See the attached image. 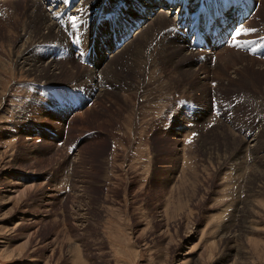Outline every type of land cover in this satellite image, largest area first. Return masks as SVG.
<instances>
[{"label":"rangeland","instance_id":"rangeland-1","mask_svg":"<svg viewBox=\"0 0 264 264\" xmlns=\"http://www.w3.org/2000/svg\"><path fill=\"white\" fill-rule=\"evenodd\" d=\"M91 1H81L87 11L78 14L71 0L61 17L77 23L93 17L103 24L99 37L102 27L117 25L127 45L110 50L105 36L95 39L96 54L84 66L57 60L61 49L55 59L37 53L49 43L39 44L42 12L60 13L58 3L0 0V264H264V58L245 55L246 81L223 69L233 82L211 97L186 74L185 61L170 55L174 65H162L157 48L143 46L141 61L124 62L122 54L148 21H124L132 0ZM214 1L208 0L210 13L202 7V23L218 10ZM162 4L146 9L165 10ZM256 4L247 25L264 29V0ZM71 27L75 34L85 31ZM60 36L55 29L51 42ZM179 36L162 31L156 40L173 55ZM75 42L80 48L86 39ZM35 44L32 70L17 67ZM260 44L264 57V39ZM193 53L195 67L202 66L205 58ZM48 85L67 99V90L85 97L94 88L92 104L77 113L62 98L54 108L45 102L42 86ZM99 93L107 95L97 104ZM214 103L220 104L216 112Z\"/></svg>","mask_w":264,"mask_h":264},{"label":"bare ground","instance_id":"bare-ground-1","mask_svg":"<svg viewBox=\"0 0 264 264\" xmlns=\"http://www.w3.org/2000/svg\"><path fill=\"white\" fill-rule=\"evenodd\" d=\"M107 3L110 0H105ZM205 0H202V2H204ZM34 2V1H33ZM95 1H91V4H93ZM160 2V0H132V2L130 4L127 5V7H125V13L123 14V16L126 18H124L125 22H128L127 19H133V17H135V22L138 23H143L144 20L148 21V25H144L143 27H141V29L138 30V33L140 32H144V34H142L141 37H139L137 39V41H132L130 42V49L127 50V52H124V62L128 63V61H131L132 64L134 62L133 59H135V63L137 64L139 61H141V52L139 48H142L143 46H149L150 48H152V51L155 50V48H157V54L155 55V57H157L160 61L161 64L164 66H168L171 63V59L172 60H182L185 61L184 63L186 64V67H188L185 72L186 74L191 75L196 82L199 80V84L200 85H205L208 89L207 93L208 95H210L211 97H217L219 96L221 93H223V90L225 89H229V87L231 86V83L233 82L232 79L233 78H228L226 76H224L222 74L223 69H230V71H234L233 73L234 77H236V75L238 76V73L240 72L241 77H237L240 78L241 81H246L245 79V71L248 70V67L246 68V63H245V58L247 56H245V53H243L244 51H234L232 49H230L231 47V41L228 40L227 41V37L228 36H232L231 32V27L232 25L230 24L228 26V30L226 31H222V30H211L212 32V36L208 37V42H207V48L209 50H202V53L197 52L200 54V56L205 58V63L202 66H197L195 67L196 63H195V59L197 54L193 53L194 51L189 52L188 50H191V47H189V44H186L185 41H183L186 38V41L189 43V38L186 35L187 33L184 34V36H179L178 38V43L175 44L174 49L175 52H178V54H168L167 51L163 50L162 48H165L163 45H160L157 43V38L159 37V33L162 31H165L167 33L171 32L172 33V29H175L179 26H186L190 29H194L195 25H190L189 22V8L186 7V3L185 1H180V12L176 13V12H172V11H168L166 12L165 10L160 9L159 11H156L155 9H152V11L148 12L146 9V5H150L153 7L152 8H159L158 3ZM176 3V0H167L165 1V3ZM193 2V3H192ZM41 3V2H40ZM57 3V2H55ZM192 4H195V1H191ZM105 4V3H104ZM109 4V3H108ZM32 5V4H30ZM29 5V6H30ZM105 6V5H104ZM107 6V5H106ZM165 7L168 6V4L164 5ZM200 6V4H199ZM223 6V5H221ZM97 7V5H96ZM196 8H198V5H195ZM201 7V6H200ZM98 8H103V6H99ZM96 8V9H98ZM222 8V7H220ZM220 8H218V10L215 12V14H221L220 13ZM105 9V8H104ZM191 9V8H190ZM195 9V8H194ZM30 10V9H29ZM41 10V9H40ZM66 10V9H65ZM102 11V10H101ZM101 11L99 12V15L101 13ZM65 12V11H64ZM64 12H52L51 11V15H53V18L55 20H53L52 16L50 15V11L48 12H42V18L45 21V33L42 35V37L40 38L41 41L39 42V44H43L45 42H51L52 40V33L53 31L59 30V34L61 35L60 37H57V39L64 37L63 35V30L61 29L63 25H66V21H69V19L64 18L63 16L61 17V14H64ZM103 12V11H102ZM35 14V13H34ZM88 14V13H87ZM37 15V13H36ZM226 15H229V17L234 20L235 19V23L234 24H238V21L242 18L241 15H244V12L241 11V9H236L234 8L233 10H231L229 13H227ZM33 16V15H32ZM40 16V15H39ZM27 17V16H26ZM34 17V16H33ZM228 17V16H227ZM235 17V18H234ZM234 18V19H233ZM122 19V18H121ZM76 20V19H75ZM123 20V19H122ZM39 21V20H38ZM43 22V21H42ZM197 22V21H196ZM209 24V23H208ZM36 27V26H35ZM60 27V28H59ZM62 30V31H61ZM67 32V31H65ZM197 32L199 33L200 30L197 29ZM24 36V35H23ZM137 36V35H136ZM55 37V36H54ZM51 38V39H50ZM162 40V39H161ZM164 41V40H163ZM26 42V41H25ZM239 42L241 43V41L239 40ZM24 44V43H23ZM242 44V43H241ZM25 45V44H24ZM36 45V44H35ZM33 45L30 46L29 49L24 50L25 53H23V55L21 57H18L19 59L15 62L16 66L19 67V65L24 66H30L31 68V64H30V57L29 55H32L35 52V48L38 45ZM127 45V44H126ZM125 45V46H126ZM165 45V44H164ZM186 45V46H185ZM23 46V45H22ZM124 46V47H125ZM135 46V47H132ZM124 47H122L121 49L124 50ZM225 47V48H224ZM33 49V50H31ZM28 51L29 54H27ZM151 51V50H150ZM137 52L139 53V55L136 56ZM171 52V51H170ZM126 53V54H125ZM154 53V52H153ZM95 49L93 47V49L91 50V54H90V59H93L94 55H95ZM135 54V55H134ZM115 55V54H114ZM113 54L111 56H114ZM171 55V59L170 56ZM93 56V57H92ZM143 56V55H142ZM154 54H151V57L153 58ZM49 57V56H48ZM168 58H169V63H168ZM20 61L22 62V64H18L17 62ZM38 61V60H37ZM39 62V61H38ZM44 62V61H43ZM240 62V67L237 68L238 63ZM173 64V63H171ZM38 65V64H37ZM42 65V64H41ZM49 65V64H48ZM51 65V64H50ZM128 65V64H127ZM174 65V64H173ZM35 66V65H34ZM39 66V65H38ZM36 66V67H38ZM43 66V65H42ZM130 66V65H129ZM177 66V65H176ZM63 67V66H61ZM60 67V70H63ZM66 67V66H65ZM78 67V66H76ZM109 67V66H108ZM163 67V66H162ZM170 67V66H169ZM175 67V66H174ZM185 67V68H186ZM44 68V67H43ZM56 68V67H55ZM67 68H69L67 66ZM74 68V67H72ZM71 68V69H72ZM179 68V66H178ZM177 68V69H178ZM183 68V69H185ZM57 69V68H56ZM65 69V68H64ZM175 69V68H172ZM180 69V68H179ZM32 70V68L30 69V71ZM55 70V69H54ZM115 70V69H114ZM176 70V69H175ZM28 71V70H27ZM81 71V70H80ZM173 71V70H172ZM180 71V70H179ZM184 71V70H183ZM51 72V71H50ZM168 72V71H167ZM171 72V71H170ZM181 72V71H180ZM47 73V72H46ZM73 73V72H72ZM82 73V71H81ZM176 73V72H175ZM51 74V73H50ZM61 74V73H60ZM74 74V73H73ZM232 74V73H231ZM229 74V76L231 75ZM260 74V73H259ZM52 75H54L52 73ZM79 75V74H78ZM172 75V74H171ZM248 75V74H247ZM53 77V76H52ZM76 77V76H75ZM200 77V79H199ZM59 78V77H58ZM70 78V77H69ZM183 78V77H182ZM249 78V77H248ZM38 79V78H37ZM63 79V78H62ZM102 76H97V78L93 79V82L96 83V85L98 87L101 86V84L103 83L101 81ZM218 79V80H217ZM48 80V79H47ZM51 80V78L49 79ZM54 79H52L53 81ZM121 80V79H120ZM150 80V79H149ZM185 80V79H184ZM194 80V81H195ZM71 81V79H70ZM73 81V80H72ZM84 83V82H83ZM197 83V84H198ZM255 83V81H254ZM226 84V85H225ZM243 85V84H242ZM239 86V85H238ZM241 86V85H240ZM243 87V86H242ZM218 89V92L214 89ZM130 89V88H129ZM122 90V89H121ZM125 90V89H124ZM134 91V90H133ZM206 91V89H205ZM104 92V91H103ZM125 92V91H124ZM123 92V93H124ZM128 93V92H127ZM137 94V93H134ZM217 94V95H216ZM107 94L104 93H99L96 96V101L97 104H100L102 102H104V100L102 99V97H104ZM222 95V94H221ZM7 96V95H6ZM127 96V95H126ZM129 96V95H128ZM140 96V95H139ZM138 96V97H139ZM207 97V96H206ZM105 98V97H104ZM150 98V97H149ZM116 99V98H115ZM127 99V97L125 98ZM124 99V100H125ZM113 100V99H111ZM118 100V99H117ZM208 100V99H207ZM1 101V100H0ZM114 102V101H113ZM118 103V102H117ZM3 104V103H2ZM119 104V103H118ZM147 104V103H146ZM121 105V104H120ZM1 106V103H0ZM4 107V106H3ZM118 108V107H117ZM120 108V107H119ZM138 108V107H137ZM81 109V108H80ZM77 113L80 111L79 109H77ZM79 110V111H78ZM112 110V109H111ZM81 115V114H80ZM228 128V127H227ZM230 128V127H229ZM30 130V129H29ZM230 130V129H229ZM28 132V131H27ZM231 133V132H230ZM27 134V133H26ZM226 134V133H225ZM234 134V133H233ZM29 135V133H28ZM231 136V134H230ZM229 136V137H230ZM234 136V135H232ZM226 137L228 138V136L226 135ZM33 138V135H32ZM235 138V137H234ZM39 139V138H38ZM30 140V139H29ZM235 140V139H234ZM256 140V139H254ZM213 141V140H212ZM228 141V140H227ZM257 142V140H256ZM182 143V142H181ZM231 143V142H230ZM226 149V148H225ZM30 180V179H29ZM33 181V179H32ZM250 191V190H249ZM113 192V191H112ZM250 209V208H249ZM248 210V209H247ZM245 223V222H244ZM143 234V233H142Z\"/></svg>","mask_w":264,"mask_h":264},{"label":"snow or ice","instance_id":"snow-or-ice-1","mask_svg":"<svg viewBox=\"0 0 264 264\" xmlns=\"http://www.w3.org/2000/svg\"><path fill=\"white\" fill-rule=\"evenodd\" d=\"M72 24H73V26H75V18H72ZM237 35H239V32L237 33ZM233 46H236V45H233ZM189 142H191V141H189Z\"/></svg>","mask_w":264,"mask_h":264}]
</instances>
